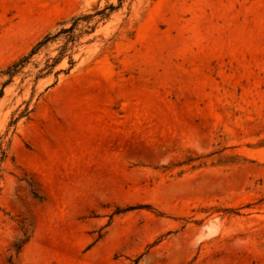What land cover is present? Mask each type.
I'll return each mask as SVG.
<instances>
[{"label": "rangeland", "instance_id": "rangeland-1", "mask_svg": "<svg viewBox=\"0 0 264 264\" xmlns=\"http://www.w3.org/2000/svg\"><path fill=\"white\" fill-rule=\"evenodd\" d=\"M0 264H264V0H0Z\"/></svg>", "mask_w": 264, "mask_h": 264}, {"label": "trees", "instance_id": "trees-1", "mask_svg": "<svg viewBox=\"0 0 264 264\" xmlns=\"http://www.w3.org/2000/svg\"><path fill=\"white\" fill-rule=\"evenodd\" d=\"M75 22L77 23V21H75ZM74 29H75L74 27H71L70 29H63V30L60 32V34H67V33L69 34V33H71V35H70V37H69V42H72L73 39L75 38V36H74V34H73ZM72 34H73V35H72ZM58 36H59V35H56V36H54V37L47 36L43 41H41L36 47H34V48L32 49V51L30 52V54H29L27 57H25L24 59H22L20 62L15 63L12 67H10L9 70H8V72H7V74H8L10 77H13L14 74L18 73L19 69H20V68H21L26 62H28L29 59H30L33 55H35V54L37 53V51H38L41 47L45 46V45L48 44L51 40H53V38L58 37ZM65 50H66V48H64V51H63V53L61 54V57L64 56L63 54H65ZM61 57L58 58V59H56V62H57V63H58V61L61 59ZM71 64H73V62H72ZM51 67H53V65H48V68H51ZM7 84H8V83H7ZM7 84H6V85H7Z\"/></svg>", "mask_w": 264, "mask_h": 264}]
</instances>
